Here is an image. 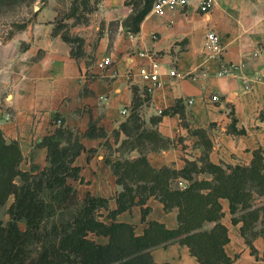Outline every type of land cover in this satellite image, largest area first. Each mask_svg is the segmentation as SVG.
Listing matches in <instances>:
<instances>
[{
    "label": "crops",
    "instance_id": "crops-1",
    "mask_svg": "<svg viewBox=\"0 0 264 264\" xmlns=\"http://www.w3.org/2000/svg\"><path fill=\"white\" fill-rule=\"evenodd\" d=\"M152 6L134 31L133 1L100 0L89 21L69 29L79 38L77 45L64 38L66 28L59 27L49 7L11 36L0 37V132L8 142H18L19 168L44 170L49 148L42 140L60 127L72 131L82 146L73 162L78 177L67 178L77 198L106 199L98 219L131 224L137 235L145 234L151 222L178 228V209H166L154 195L141 203L135 191L136 204L111 216L124 189L108 159L133 161L144 151L153 168L180 171L188 161L201 167L205 154L213 164L233 166H250L257 151L264 158V0H215L208 13L201 11L198 0L167 7L164 14L153 12ZM209 30L218 33L225 46L221 59L204 56ZM222 62L245 66L237 76H218ZM154 63L163 83L149 92L140 71L151 70ZM169 70L184 77L166 74ZM135 94L142 101L138 121L131 119ZM213 95L219 100L213 101ZM58 118L62 124L55 122ZM124 123L138 124L137 133L125 132ZM143 131H157L170 145L149 149L151 141L142 138L139 143ZM193 176L213 179L206 170ZM219 201L220 223L229 236L224 248L232 264H264V236L258 234L249 244L243 220H233L229 199ZM215 224L207 222L205 228ZM93 239L109 242L105 235ZM152 256L157 263L202 264L180 242L156 247Z\"/></svg>",
    "mask_w": 264,
    "mask_h": 264
},
{
    "label": "trees",
    "instance_id": "trees-1",
    "mask_svg": "<svg viewBox=\"0 0 264 264\" xmlns=\"http://www.w3.org/2000/svg\"><path fill=\"white\" fill-rule=\"evenodd\" d=\"M153 1L144 0L137 7L132 17L134 31L139 30ZM64 38L74 43L79 41L66 34ZM141 104L135 94L131 119L139 120ZM138 127V124L122 125L129 135L137 133ZM142 138L152 142L148 147L152 150L170 145V140L157 131H143L138 135L139 143ZM41 144L49 148V165L37 173L23 171L19 168L22 153L18 142H8L0 132V208L9 195H15L8 209L7 224L0 218V264H172L157 263L152 256L154 248L171 242L188 245L202 264H232L224 248L229 236L227 227L220 223L221 197L229 199L233 220H243L242 233L249 244L258 234L264 236V158L259 151L250 166L213 164L205 154L201 167L195 161H188L180 171L153 168L144 151L133 161L108 159L124 189L118 196V208L110 212L111 216L136 204L135 191L141 195V203L154 195L166 209H178V228L168 229L159 222H151L145 234L137 235L131 224H107L99 220L98 210L107 206V200L92 196L82 201L70 222L49 225L56 204L70 197L77 198L67 178L78 177V168L73 162L82 146L72 131L62 127L46 136ZM203 170L213 175L211 181L193 176L194 172ZM16 177L20 178V184L15 182ZM180 179L189 183L181 187ZM131 182L137 184L136 188ZM20 221L26 223V229L20 227ZM213 221L216 224L206 229L205 224ZM93 235L109 236V242L99 243Z\"/></svg>",
    "mask_w": 264,
    "mask_h": 264
},
{
    "label": "rangeland",
    "instance_id": "rangeland-1",
    "mask_svg": "<svg viewBox=\"0 0 264 264\" xmlns=\"http://www.w3.org/2000/svg\"><path fill=\"white\" fill-rule=\"evenodd\" d=\"M137 7H141L144 0H131ZM100 0H0V37H9L13 32L25 26L36 13L52 8V13L59 23L60 28H66L65 33L73 39H79L69 33V29L89 21L92 14L97 10ZM69 34V35H68ZM78 40H75L77 45ZM15 182L20 184V178ZM15 200V195H9L6 203L0 208V218L5 224L10 219L9 207ZM82 201L76 197H70L65 202L56 204V212L49 219V225L66 224L79 211ZM22 229H26V223L19 222Z\"/></svg>",
    "mask_w": 264,
    "mask_h": 264
},
{
    "label": "built area",
    "instance_id": "built-area-1",
    "mask_svg": "<svg viewBox=\"0 0 264 264\" xmlns=\"http://www.w3.org/2000/svg\"><path fill=\"white\" fill-rule=\"evenodd\" d=\"M200 3V9L203 13H208L211 11L213 5L215 4V0H198ZM191 2V0H155L152 6V11L158 14H164L167 7H185ZM225 46L223 45L222 39L218 33L213 30H209L205 33L204 42H203V53L206 59L216 58L221 59ZM261 50H257L254 52V56H258ZM104 63L109 65L111 63V58L106 56L104 59ZM245 66L244 63L235 64V63H225L222 62V65L217 72L218 76H237L238 71ZM142 78L149 84L148 91H152L154 88L160 87L163 83L162 74L159 71V65L154 63L152 69L149 70L147 68H142L141 71ZM166 74L176 77H184V75L178 73L176 70H169ZM213 101H218L219 96L213 95L211 97ZM188 103H192V99L187 100ZM162 113V110H159ZM123 114L128 113L127 109L122 110ZM57 124H62V119L58 118L55 121ZM186 181L185 179L179 180V186L185 187Z\"/></svg>",
    "mask_w": 264,
    "mask_h": 264
}]
</instances>
